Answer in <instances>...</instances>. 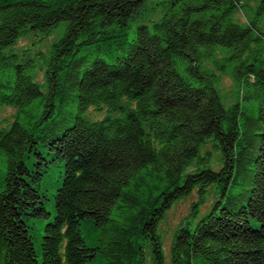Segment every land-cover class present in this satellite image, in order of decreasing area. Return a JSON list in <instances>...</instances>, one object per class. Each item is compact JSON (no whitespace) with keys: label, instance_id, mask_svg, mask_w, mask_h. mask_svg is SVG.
<instances>
[{"label":"trees","instance_id":"obj_1","mask_svg":"<svg viewBox=\"0 0 264 264\" xmlns=\"http://www.w3.org/2000/svg\"><path fill=\"white\" fill-rule=\"evenodd\" d=\"M149 2L0 0V76L10 73L0 110H18L0 128V264H144L143 242L165 264L158 228L166 213L212 186L222 199L177 231L171 264H264V0H162L161 20L138 25L129 40ZM58 30L48 54L24 61L14 52L27 31L47 38ZM224 75L246 104L225 106ZM40 98L46 110L34 115L28 108ZM70 99L75 123L60 132L55 121L42 134L57 103ZM91 107L109 115L90 121ZM209 139L220 170L201 155ZM33 153L37 170L26 164ZM58 162L65 175L38 254L28 219H50L44 181Z\"/></svg>","mask_w":264,"mask_h":264},{"label":"rangeland","instance_id":"obj_2","mask_svg":"<svg viewBox=\"0 0 264 264\" xmlns=\"http://www.w3.org/2000/svg\"><path fill=\"white\" fill-rule=\"evenodd\" d=\"M162 0H150V2L144 8L142 15L139 19L134 20L131 23V29L128 34V39L133 40L136 35L137 26L141 24H152L161 20L163 17V6L159 5ZM237 19L244 23L245 18L240 13L237 15ZM62 30L56 31L50 37H42L43 35H36L26 32V34L17 42L14 47V52L17 53L22 60L31 61L36 60L39 52L48 54L53 44L60 38ZM113 59H109L112 62ZM35 73L37 81L41 84L45 83V69L42 68L41 63L36 64ZM10 73H5L0 76V81L9 80ZM8 84V83H7ZM43 91L46 92L45 87ZM219 91L222 96L223 102L227 108L232 107L235 103L240 102L241 105L246 104L243 92L238 93L235 82L228 75H224L221 78L219 85ZM57 103L56 112L53 118L47 119L41 124V133L46 134L47 129L54 126L56 122L61 123L63 126L60 132L68 126L75 123L76 116L79 112L78 102L76 99H70L69 102L62 104ZM255 105V103H254ZM34 115H41L46 110L43 99L35 101L34 105L28 108ZM107 115L109 111L106 107H91L85 114V118L90 121H101ZM18 116V110L12 107H3L0 110V128L10 127ZM114 116H117L114 114ZM56 121V122H55ZM40 152L46 153V148L39 147ZM207 153H210V167L211 169L220 170L222 168V156L221 153L215 151L213 139H209L207 143L201 149V155L207 157ZM31 157L26 159V164L30 169L37 170L34 166L35 163L40 162V158L35 154H31ZM51 169L44 181V189L48 190V199L45 202V206L49 212H51V220L55 216V200L54 196L56 190L61 186L64 175L65 167L64 162L53 163L50 165ZM197 170L196 164L191 167L188 172ZM7 172V157L0 151V183L3 181ZM221 194L218 187L208 188L206 197L201 196L198 192H194L190 197L177 201L172 208L166 213L164 219L159 225L158 235L162 241L164 253L166 256L165 264H171V247L175 239L177 231L182 227L186 228L188 224L195 226L211 209H213L221 200ZM196 212V213H195ZM49 221L37 220L34 218L28 219V224L31 227V235L33 237L35 249L38 254H41L43 236L45 235V227ZM93 231L85 230L83 232L84 239L90 241V235ZM143 263L155 264L156 257L153 254V245L149 242H143ZM99 262H97L98 264Z\"/></svg>","mask_w":264,"mask_h":264},{"label":"bare ground","instance_id":"obj_3","mask_svg":"<svg viewBox=\"0 0 264 264\" xmlns=\"http://www.w3.org/2000/svg\"><path fill=\"white\" fill-rule=\"evenodd\" d=\"M49 213H50V219L42 220V221H49L48 224H49L50 222H52V221L54 220V218H55V216H54L53 220L50 221V220H51V216H52V214H51V212H49ZM55 215H56V210H55ZM48 224H47V225H48ZM47 225H46V226H47ZM48 226H49V225H48ZM45 228H46V227H45ZM161 245L164 246V245L162 244V242H161Z\"/></svg>","mask_w":264,"mask_h":264}]
</instances>
